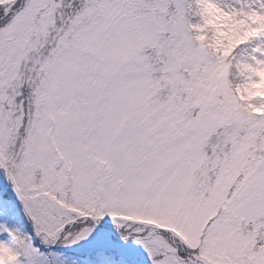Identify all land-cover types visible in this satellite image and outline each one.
I'll list each match as a JSON object with an SVG mask.
<instances>
[{
    "label": "snow or ice",
    "instance_id": "snow-or-ice-1",
    "mask_svg": "<svg viewBox=\"0 0 264 264\" xmlns=\"http://www.w3.org/2000/svg\"><path fill=\"white\" fill-rule=\"evenodd\" d=\"M0 264H264V0H0Z\"/></svg>",
    "mask_w": 264,
    "mask_h": 264
}]
</instances>
